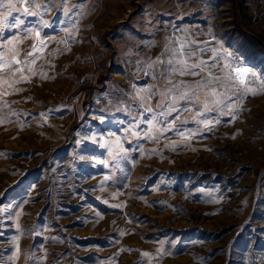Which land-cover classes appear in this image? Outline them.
Instances as JSON below:
<instances>
[{
	"label": "rangeland",
	"instance_id": "374dc122",
	"mask_svg": "<svg viewBox=\"0 0 264 264\" xmlns=\"http://www.w3.org/2000/svg\"><path fill=\"white\" fill-rule=\"evenodd\" d=\"M62 2L35 17L13 11L6 23H24L0 34L55 38L30 82L0 81V264H264V93L235 118L209 113L220 120L211 130L182 113L177 127L200 132L159 140L143 137L153 113L137 95L161 83L148 64L185 33L215 36L264 76V26L251 23L264 0H70L80 7L67 43Z\"/></svg>",
	"mask_w": 264,
	"mask_h": 264
},
{
	"label": "snow or ice",
	"instance_id": "6c2138e0",
	"mask_svg": "<svg viewBox=\"0 0 264 264\" xmlns=\"http://www.w3.org/2000/svg\"><path fill=\"white\" fill-rule=\"evenodd\" d=\"M50 3L56 7L53 0H8V11L0 13V34L5 27H16L17 24L24 23L20 17L15 18L16 24L8 25L6 23L13 11L20 12L24 16L35 17L40 15L41 8H45L47 11V4ZM0 7H5V5L0 3ZM79 7L78 4H71L70 0H63L59 5V9L66 18L61 19L60 23L71 25L63 29L66 36L61 43H67L74 39L73 33L77 29L70 13L73 8ZM38 23L41 27L48 26L46 21L41 20ZM176 31L182 30L176 29ZM25 39L33 40L30 49H21L20 45ZM54 39L51 36L43 37L41 31L36 28H26L22 36L13 35L8 39L0 38V81L8 88H13L15 84L22 81L30 82V77L25 76L24 73L30 72L32 75H36V69L32 65H35L36 60L41 58L47 42ZM213 41L218 47H210ZM221 51L225 52L228 63L221 64ZM209 52L215 53V55L204 59L202 54ZM243 65L244 61L234 53L223 49V45L216 40L215 36L209 41L196 39L187 33L171 36L164 45L161 55L148 64L149 68L155 69L154 78L158 76L161 83L150 85L147 89L141 90L147 95L137 93L141 102L140 106L145 112L153 113L152 119L148 121L149 129L143 133V137L159 140L160 136L170 131H176L178 135L185 138L198 134L200 129L195 132L189 130L186 136L185 132L177 127L178 123L181 125L188 123L189 117L181 119L182 113H189L191 119L197 124L204 125L206 130H211L220 123L216 117L207 119L211 112H216L220 116L232 115L235 118L233 114L240 110L245 98L249 95L256 96L264 93V76H258L250 67ZM40 67L42 68L43 65ZM217 69L223 74H217L215 71ZM177 77H192L193 79L186 81L177 79ZM42 78L47 79V74L45 73ZM258 80L260 81L259 91L253 87ZM16 91L21 90L16 89ZM4 94H7L6 90ZM154 96H159L155 106L160 110L158 112H155L153 107L148 104V101ZM181 102H183V106H181ZM193 105L197 106L199 110L193 112L191 107ZM169 116L173 118L168 120ZM202 117L203 119H201ZM135 127H139V124H136ZM133 134L138 138L142 137L140 132ZM117 143H119V139H117ZM177 143L179 142H173L172 145L165 147L170 146L174 149ZM113 207L119 206L113 205ZM158 251L163 250L159 249ZM142 255L147 257L149 253L145 252Z\"/></svg>",
	"mask_w": 264,
	"mask_h": 264
},
{
	"label": "built area",
	"instance_id": "2783aa9c",
	"mask_svg": "<svg viewBox=\"0 0 264 264\" xmlns=\"http://www.w3.org/2000/svg\"><path fill=\"white\" fill-rule=\"evenodd\" d=\"M251 23L255 26H264V10L256 11L251 17Z\"/></svg>",
	"mask_w": 264,
	"mask_h": 264
},
{
	"label": "bare ground",
	"instance_id": "6f19581e",
	"mask_svg": "<svg viewBox=\"0 0 264 264\" xmlns=\"http://www.w3.org/2000/svg\"><path fill=\"white\" fill-rule=\"evenodd\" d=\"M197 147V146H196ZM196 147H192V149H195Z\"/></svg>",
	"mask_w": 264,
	"mask_h": 264
}]
</instances>
